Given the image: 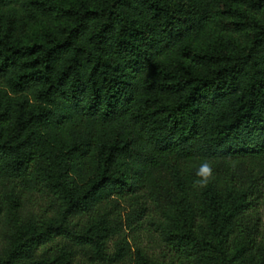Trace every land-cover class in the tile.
<instances>
[{"label": "trees", "instance_id": "obj_1", "mask_svg": "<svg viewBox=\"0 0 264 264\" xmlns=\"http://www.w3.org/2000/svg\"><path fill=\"white\" fill-rule=\"evenodd\" d=\"M0 264H264V0H0Z\"/></svg>", "mask_w": 264, "mask_h": 264}, {"label": "clouds", "instance_id": "obj_2", "mask_svg": "<svg viewBox=\"0 0 264 264\" xmlns=\"http://www.w3.org/2000/svg\"><path fill=\"white\" fill-rule=\"evenodd\" d=\"M197 180L193 182V187L206 188L213 180V169L209 162H203L196 171Z\"/></svg>", "mask_w": 264, "mask_h": 264}, {"label": "rangeland", "instance_id": "obj_3", "mask_svg": "<svg viewBox=\"0 0 264 264\" xmlns=\"http://www.w3.org/2000/svg\"><path fill=\"white\" fill-rule=\"evenodd\" d=\"M34 197H35V196H33L32 199L35 201ZM38 199H39V198H38ZM28 203H29V201H28V202H25V203H22V202H21L20 204H21V207H22V208H25V207H27V204H28ZM153 234H154V237H155L156 234H155V233H153ZM143 239L145 240V236L143 237Z\"/></svg>", "mask_w": 264, "mask_h": 264}]
</instances>
